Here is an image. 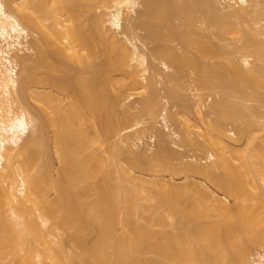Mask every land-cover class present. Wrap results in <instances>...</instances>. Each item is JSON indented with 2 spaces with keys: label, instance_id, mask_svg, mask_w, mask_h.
<instances>
[{
  "label": "bare ground",
  "instance_id": "obj_1",
  "mask_svg": "<svg viewBox=\"0 0 264 264\" xmlns=\"http://www.w3.org/2000/svg\"><path fill=\"white\" fill-rule=\"evenodd\" d=\"M141 1L0 0V264H250L253 248L257 250L254 264H264V114L260 112L264 108V7L257 6L264 0H219L227 11L224 19L216 16V5L210 0ZM99 6L106 10L103 16L93 13ZM174 8L181 15L179 28L171 23ZM197 14L203 24L220 33L238 34L240 45L230 50L194 32L191 24ZM83 15L85 24L80 21ZM138 29L146 35L134 34ZM29 33H37L38 43L52 47L51 51L41 44L29 46ZM154 39L176 42L182 52L160 45L148 49ZM135 41L164 71L172 69L176 74L151 75L157 70ZM32 49L34 61L25 54ZM84 52H99L101 61L89 63ZM232 52L239 55L236 60L228 57ZM203 56L220 61L209 67L199 61ZM63 57L80 65L71 68ZM62 68L73 76L50 74ZM184 68L200 72L197 83L204 89L216 88L218 83L223 93L219 90L222 98L211 105L220 113L213 125L218 129L222 124L234 125L231 140L246 138L247 143L240 152L218 139V146L229 156L209 150L208 164L180 162L177 171L202 175L222 191L223 198L231 197L232 204L198 184L193 186L196 200L191 191L188 195V186L163 184L150 192L143 185L155 188L159 182L142 179L131 186L135 178L116 163L119 143L128 144V155H136L131 135L120 139L130 127L124 126L129 118L126 114L113 118L118 101L137 96L129 91L140 90V111L164 122L168 133L156 134L163 143L165 135L178 138V131L168 127L175 114L168 115L165 108L158 114L153 85L159 81L153 76L175 81ZM209 76L219 81L211 84ZM249 101L262 107H249ZM204 102L199 100L200 108ZM253 130L263 133L253 135ZM208 133L204 142L195 144L216 145ZM112 137H119L115 146L102 154L94 152L96 140L105 145ZM170 149L160 144L155 154H139L131 166H151L159 160L169 172L173 166L169 159L176 155ZM146 212L152 217H143ZM167 220L176 232L162 229ZM155 226L159 228L153 231ZM90 236L93 240L88 242ZM148 253L153 257H146Z\"/></svg>",
  "mask_w": 264,
  "mask_h": 264
},
{
  "label": "rangeland",
  "instance_id": "obj_2",
  "mask_svg": "<svg viewBox=\"0 0 264 264\" xmlns=\"http://www.w3.org/2000/svg\"><path fill=\"white\" fill-rule=\"evenodd\" d=\"M164 1H169V0H164ZM210 1L213 2V3H215L214 5H216V8H217V12H216L217 15L216 16H218V17L220 16V18L224 19V15H225V18H226L227 11L225 9H223V6L220 4L219 0H210ZM139 2H142V1L139 0ZM257 6H258V8H263L264 7V4L257 5ZM99 7L98 8L95 7L93 9V13L96 14V15H101L102 14L101 16H103L106 13V10L102 7L104 9L103 10L101 8V6H99ZM140 7H141V5L138 7L137 10L142 9V7L141 8ZM177 10H175V8H174V11L173 12L175 13V17L173 16L174 18L172 19L171 23H173L174 25H176L179 28V26L182 25L181 24L182 21H180V19H181L180 16L181 15H179L177 13L178 12ZM197 15H198V17H200L199 14H197ZM198 17H197L196 20L192 21V24H191V26L193 27L194 32H197V33L200 32V34L207 36L215 44L227 45L230 50L234 46L235 47L236 46L238 47L240 45V43L237 42L238 34L230 33L232 31H230V32L229 31L228 32L226 31L224 33H220L217 30V28H215V27L214 28L208 27L207 25L203 24L202 23L203 22L202 18L200 17L198 19ZM232 20H234V19H232ZM80 21L83 22L84 24L87 23V20L85 19L84 15L80 17ZM231 22H233V21H231ZM124 23H125V21H123V25L126 26L127 23L126 24H124ZM235 23H236V21H235ZM163 24H164V22H163ZM105 25H106L105 28L108 27V23H106ZM181 29H183V28H181ZM134 32H132V33L136 34V32H137L136 35H139L140 34V36H144V34H145V32L140 31V29H138L137 31H134ZM132 33H130L129 36H131ZM218 34H219V40L217 38L218 37ZM193 36H195V35L194 34L193 35L191 34V37H193ZM119 37H121L122 39H124L123 38V35H121ZM38 38L39 37H38L37 33H34V34L33 33L32 34L29 33V36L27 37V40H28L27 42L29 43V46H31V45L33 47H35L36 45L40 46L39 44H41V43L40 42L38 43ZM261 38L264 39L263 37H261ZM154 40L148 46V49L149 48H155V47H158L160 45V46H164V47L166 46L168 48H174V49H176V51H178V53H181L182 52L181 51V45L180 44H177L176 42H174V43L173 42H169V43H165L164 44L163 42L160 43V41H156L157 39H154ZM135 43L137 44V46H139L142 49V51H145V52L147 51L146 48L144 50V48H142V46H140L141 44L139 42L135 41ZM41 46H42L43 49H46L47 51L48 50L51 51V48L52 47L50 48V46L43 45V44H41ZM33 47H31V48H33ZM190 49L192 51L193 50L195 51V48H193V47H190ZM147 53L148 52H146L145 55L147 57L148 63L151 64V66H153L157 70L156 73H155L151 69H149V71H148L149 73L151 71L153 73H155V74L150 73L151 75L156 76V74L158 72L159 73H162L163 72L162 74H166L167 73V74H170V75L171 74H173V75L176 74L174 72V70H172V69H170L168 71H164L163 68L161 67L160 62L157 59L154 60L153 58H150L151 56L149 54L147 55ZM25 54L26 55L30 54L28 56H30V60H32V61H34L36 59L35 49H32L30 51H26ZM83 54L87 56L86 60L89 63H91V64H98L101 61V56H100V53L99 52L97 54H94V55L92 53L88 55L85 52ZM228 57L230 59L233 58V59L236 60L239 57V55L238 54H234L232 52V54L230 56H228ZM203 58H204V56H203ZM62 59L64 60V62L69 63V65L71 64L70 65L71 68H72V66L73 67H77V65L79 64L78 62L75 61L74 58L68 59L66 57L65 58L63 57ZM199 61H201L205 65L211 67L213 65V62H215V61L217 62V61H220V60H218V59L217 60H215V59L214 60H211L209 57L208 58L205 57L204 59H201L200 58ZM22 67H23L22 65L21 66L19 65L18 66V69H17L18 70V73L20 72V75H21V72H22V69H23ZM209 67H207V68H209ZM66 70L67 69L64 70L62 68L61 69V72L53 71V72H50V74L53 75L55 78H58V77H60L62 75H63V77L65 75H67V77L73 76L72 75L73 73H70V72L67 73ZM204 70H207V69H204ZM62 71H65V72L62 73ZM201 72H203V71H201ZM199 73H200L199 71H196L194 69L184 68V70L182 72V75H181V78L179 77L178 78L179 80L178 79L175 80V81L173 80L174 82L172 80L171 81H168L167 78H166V76L165 77H162L163 79L161 77H159V76H158L159 78L153 76V78H155L157 81H159V82H157L156 84L153 85V87L155 86L154 90L156 91L155 94L157 95V96L155 95L156 96V99H155V96H153L154 97L153 100L155 99L154 101H156L155 103L157 105L158 114L159 113H162L161 110H163V108L166 109V113H168V115L175 114L176 119L171 118V119H173V121L169 119V121H168L169 123L168 122L167 123L169 125L168 126L169 129H172V131H178L177 133L179 135L178 136L179 140H178L177 137L175 138L174 136L171 137V136L165 135V139H164V143H163V141L159 137H157L158 136V135H156V134H158L157 132H163L164 134H167L168 132L164 128V122L158 116L156 118H151V115L150 116H149V114L146 115V113H143V112L140 111V105H139V103L137 105V102L140 99H142L141 98L142 96L141 95H138L139 92H141L140 90H136V91L135 90H132V92L129 91V93L137 94L138 97L135 96L137 98H135L134 96H132L133 98L131 97L132 99L130 98V100H125V101H121L120 100L121 101L120 104H119V101H118V103H116L118 105L117 106L116 105L114 106V111H116L118 113H117V115H115L116 114V112H115L113 118L118 119L120 117V115H121L120 118H122V115L126 114L127 115V118H129V120L130 119L132 120V122L129 121V120H127V122H129L128 124L125 123L126 125H124V126L126 128H128L129 126L130 127L132 126V127H131V129H130V127L127 130L125 129L124 130L125 132L122 131L123 133H121L122 136L120 137V139L126 137L127 135H129V136L131 135L130 137H132L134 139V141H133L134 142V145L132 144L131 149L134 152V154L136 153L137 156L135 155V157H139L140 155H143L142 153H145V154L147 153L146 156L147 155L155 154L157 152V150L160 148V144H161V147H163L164 145L168 146V148H171L170 150H172V151L174 150L173 151L174 152V155L175 154L177 155V156L175 155L172 158V160L169 159V161H171V163L169 162V164L170 165H173L172 166V169H170L169 172H168V169L166 170L164 167H163L164 169L161 168L162 167V163L160 164V161L159 160L152 162L151 166L150 165H139L137 167L136 166L134 167V166H131V161L134 160V158H135L134 155H130V154L128 155V153L126 152L127 151V148H128L127 147L128 144L126 145V144H123V143H119L121 148H120V152H119V149H118V153H119L118 156L119 157L117 158L116 163L119 166H121L124 169H126L135 178V180H133L130 183L131 186L132 185L135 186L136 184H138L137 182H140L141 179L142 180H145V181L146 180L147 181L155 180V182L156 181L159 182V184L155 188L150 187L148 185V183L143 185V189H145L147 191H150V192H152V191H154L156 189H161L162 188L161 186H163V184H170V185L181 186V187L188 186V188H189V189L187 188L188 195H189V192L191 191L190 194H193V196H194L193 197L191 195V198H193L194 200H196L195 198L198 197L197 196L198 194L196 193V190L193 189L194 188L193 186H195V185L198 184L197 186L200 185L199 187H202V189L206 187L204 190H206L208 193H210V191H211V194L210 195H212V196L214 195V197L217 196V198H219V199H222L223 198V193H221L222 191L219 190V189H217L216 187H213V185L210 184V182H208V180L205 181V178H202L203 177L202 175H197L195 173H190V172L185 173L184 171H181V170L180 171L179 170L177 171V169H179L178 163L180 164V162H190L191 164L196 163V162L197 163H201V164H208V162H210V161H208V158L206 157V155L208 154V151L209 150H210L209 152L213 151L214 152V155H216V154H223L222 152H224V153H226V155L224 154L225 156H229L227 154V152L224 151L223 148L220 149V147L218 146V144H217V142H218L217 140L218 139L220 140V142L224 141V142H222L223 145L228 146V147L229 146L230 147L232 146L231 149H234V150L240 151V152H242L241 150H243L245 148L246 143H247L246 142V138H242V140L239 139V140L236 141V140H234L235 139L234 136L233 135L231 136V134H230L229 131H230V129L231 130L233 129L232 127L234 125L233 126H230L232 124H230V125L229 124H224V125L222 124V127L220 129L216 128L215 125H213L215 119L217 118V115L219 116L220 113L218 111L219 109L217 110L216 108H213L211 105H212V103H215V102L217 103L219 101V99L222 98L221 97L222 95L220 96L219 93L220 92L223 93V92L220 90V88L219 89L217 88V84H218L217 82L219 80L217 81L216 80L217 78H214V77L212 78V76H209L210 77L209 81H211V84H212V81L214 80V83H217V84H215V86L213 84V86L216 87V88H213V87L210 88L211 85L208 88L205 87V89L203 88V86L200 87L199 84L197 83V78L199 76ZM204 73H205V71H204ZM147 74H146V76L148 77L149 74L148 75ZM219 90H220V92H219ZM125 93H127V92H125ZM125 93L122 94V98L124 97V95H126ZM170 93H172V94H170ZM153 95H154V93H153ZM229 95L231 96V94H229ZM232 96H231L230 99L231 100H235V96L233 94H232ZM232 98H234V99H232ZM200 99L203 102L205 100V102H204L205 104L203 103L201 108L198 105ZM31 103L33 105V103H35V102H32L31 101ZM53 104H55V103L53 102ZM246 105L249 106V107L254 106L255 108H257L258 106L262 107L259 103H257V102L256 103L255 102H250V101L249 102H246ZM199 108H200V110H199ZM257 109H260V108H257ZM159 110H160V112H159ZM210 110H211V112H210ZM216 111H218V112L216 113ZM122 112H123V114H122ZM260 112H262L264 114V108H261L260 109ZM142 113H143V115H142ZM177 114L180 117L177 116ZM116 116H117V118H116ZM182 117H184L185 120ZM187 117H189V118L187 119ZM201 118H202V120H201ZM254 119L255 118H253L252 121H254ZM174 120H176V123H175ZM187 120H189V121H187ZM260 120L262 122V119H260V117H259V120L258 121H260ZM256 122H257V120H256ZM137 123H138V125H137ZM257 123H259V122H257ZM195 125H196V127H194ZM224 126H225V128H224ZM188 128H189V130H188ZM209 131H210L211 134L208 133ZM224 131H226V132H224ZM255 131L254 130H253V132L251 131L253 133V135H262V133H263V132H258V131L255 132ZM170 132H171V130H170ZM251 132H250V134H251ZM196 133H197V135H195ZM207 133L210 136L212 135V137L214 136V139L216 140V142H215L216 145H212V146H209V147H206V148H203L201 146L202 147L201 148L199 146L200 145V142L202 143V142H204L206 140V138L208 137V135H206ZM140 134H142V136ZM49 135H50V141H49V143H50V146H51L52 145L51 134H49ZM182 135H183V137H182ZM198 135H201V136H198ZM139 137L142 138V139L139 140L138 139ZM184 137H190V138H187V140H184L183 139ZM199 137H202V138H199ZM232 137L234 138L233 139L234 141L231 140ZM115 138L116 137L110 138L108 140L109 143H107L105 145H100V143L98 142V140H96V142H94L92 144V147L94 149V152L96 154H102L103 151H105V150L107 151L108 148H111V147L115 146L116 145V142H118L116 140H119V137H118V139H115ZM133 139H131V140H133ZM189 139H192V140L189 141ZM202 139H204V140L202 141ZM181 140H182V142H180ZM174 141L176 142V145H174ZM172 142H173V144H172ZM196 142L199 143V145L198 144L196 145L195 144ZM254 142L256 144L257 143V140H255ZM125 145H126V147H124ZM179 145H180V147H179ZM210 147H211L212 150L210 149ZM214 147H216V148H214ZM148 148H150V149H148ZM146 150H147V152H145ZM221 150H223V151H221ZM213 152H211V153L213 154ZM124 153H125V155H124ZM50 155L52 157L53 163H56L51 148H50ZM104 156H106V155L104 154ZM158 162H159V164H158ZM177 166H178V168H177ZM175 169L177 171L176 173H175ZM217 173H220V172L217 171ZM137 187L139 188L140 186H137ZM192 191H193V193H192ZM195 194H197L196 195L197 197H195ZM225 197L227 199H225V198H223V199L226 200L227 203H231L232 204V201H231L232 198L231 197L228 198L227 195H225ZM151 215H152L151 212H146L142 216L145 217L146 219H148V218L152 217ZM165 216L167 217V214H165ZM143 221H145V220H143ZM143 221H141V222H143ZM170 221L167 220L166 223L164 224V227L162 229L165 232H167V233L176 232L177 231L176 230V227L174 228V225L172 226ZM158 228L155 226L153 228L154 230L153 229L152 230L153 231H156ZM177 228L179 229V227H177ZM159 230H161V229H159ZM117 234H121V230H118L117 231ZM92 240H93V236H90L87 239L88 242H91ZM66 248L68 249V246ZM260 251H263V250L260 249ZM251 252H252V255L253 256H252V259L250 261V264H254L253 261H256V259H257L256 255H255L256 252H257L256 248L251 249ZM146 257L150 258V257H153V255H152V253L151 254L148 253L146 255ZM72 264H79V262H77V261L75 262L74 261Z\"/></svg>",
  "mask_w": 264,
  "mask_h": 264
}]
</instances>
